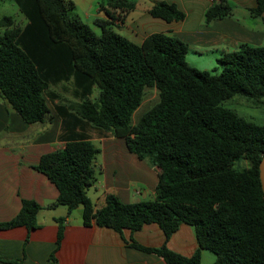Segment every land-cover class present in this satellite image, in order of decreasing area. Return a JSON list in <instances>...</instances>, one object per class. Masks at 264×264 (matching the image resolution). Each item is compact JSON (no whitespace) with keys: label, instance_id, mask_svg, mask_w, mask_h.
I'll return each mask as SVG.
<instances>
[{"label":"trees","instance_id":"trees-1","mask_svg":"<svg viewBox=\"0 0 264 264\" xmlns=\"http://www.w3.org/2000/svg\"><path fill=\"white\" fill-rule=\"evenodd\" d=\"M14 2L26 22L0 17V94L26 123L43 121L50 112L47 100L60 118L63 146L42 154L34 166L57 188L56 202L68 214L81 205L84 225L118 232L155 222L168 238L181 223L190 225L198 244L191 256L165 244L131 242L167 264H201V249L215 255L211 264H264V195L258 176L264 122L225 105L233 97L264 105V45L240 43L216 59L218 71L200 70L187 63L188 45L178 37L153 32L136 43L114 29L134 9L133 0H101L106 18L97 19L99 35L73 14L72 0ZM248 11L264 21V0H255ZM148 12L165 21L185 16L166 0H153ZM231 14L227 0H212L203 22ZM56 85L75 101L58 102L59 93L51 89ZM148 87L157 89L158 99L132 124ZM94 88L98 93L92 99ZM93 135L122 138L130 152L156 170L151 198L124 202L105 192L103 204L94 208L86 195L99 152ZM40 209L24 199L0 229L34 228ZM63 219H56L57 244Z\"/></svg>","mask_w":264,"mask_h":264},{"label":"crops","instance_id":"crops-1","mask_svg":"<svg viewBox=\"0 0 264 264\" xmlns=\"http://www.w3.org/2000/svg\"><path fill=\"white\" fill-rule=\"evenodd\" d=\"M133 1L134 9L123 21H116L114 29L136 43L150 33L164 32L184 41L188 50L191 44L216 48L218 58L240 43L260 45L264 38L263 30L252 28V24L247 27L234 18L235 8L245 10L253 18L248 8L255 5V0H230L231 16L215 18L208 24L203 22V14L212 0H166L185 13L177 21L151 16L148 10L153 1L143 6L138 0ZM98 14H101L99 9ZM59 127L60 118L54 110L41 122H24L0 94V222L12 219L24 199L41 206L34 228L17 225L0 229V264H11V260H20L22 264H52L51 255L53 264H167L155 253L133 247L132 241L146 247L165 244L184 256L195 252L198 244L193 228L186 223H181L165 238L155 222L145 223L137 230L123 228L118 232L95 223L84 225L81 205L68 214L66 206L56 202L55 185L34 168L42 154L63 146ZM102 141L106 142L102 150L98 148L102 158L99 161L97 154L93 164L95 180L86 190L94 208L103 204L105 192L115 193L124 202L151 198L157 181L156 170L130 152L122 138L108 137ZM57 218H64L58 244ZM206 251L200 250L201 264H211L215 259Z\"/></svg>","mask_w":264,"mask_h":264},{"label":"rangeland","instance_id":"rangeland-1","mask_svg":"<svg viewBox=\"0 0 264 264\" xmlns=\"http://www.w3.org/2000/svg\"><path fill=\"white\" fill-rule=\"evenodd\" d=\"M153 0H138L139 5L143 6L145 4H150ZM74 3L73 14L77 16L81 21L87 23L93 30L96 35H99L101 32V27L98 24L97 19L106 18L103 12L98 14L99 3L101 0H72ZM229 3L233 2L229 0ZM0 15H8L11 16L15 23L23 25L26 22L25 17L18 9L14 0H0ZM105 17H104V16ZM234 18L238 19L241 23H244L247 27L251 26L252 28L257 30L264 31V21L260 18H250L246 15L245 10H241L238 8L234 9ZM126 37V36H125ZM260 45H264V38L260 42ZM218 50L216 48L209 47H200L197 45L190 46L188 52L185 55V59L187 63L193 67H196L200 70H215L218 71L220 69V64L216 61V56H218ZM51 89L58 92L61 100L58 102L70 103L75 101V99L68 93L61 91L60 85L52 86ZM98 89L94 88L93 95L91 96L94 99L97 96ZM158 99V91L155 87H148L144 89V95L140 105L135 109L131 116V123L134 124L140 115L149 107L152 106ZM48 106L50 110L52 109V104L49 100H47ZM225 105L229 108L235 110L240 115L244 116L247 119L253 120L257 123L264 122V105L254 106L250 103V101L241 98V97H233L232 99L225 102ZM93 143L100 148L103 149V145L106 142H103L102 139L98 138L96 135H93ZM100 161L102 158V153L97 156ZM245 165V162L241 163ZM76 210L74 215H76ZM210 256H215L211 251H206Z\"/></svg>","mask_w":264,"mask_h":264},{"label":"water","instance_id":"water-1","mask_svg":"<svg viewBox=\"0 0 264 264\" xmlns=\"http://www.w3.org/2000/svg\"><path fill=\"white\" fill-rule=\"evenodd\" d=\"M258 176L260 180L261 189L264 195V153L262 154L258 163Z\"/></svg>","mask_w":264,"mask_h":264}]
</instances>
